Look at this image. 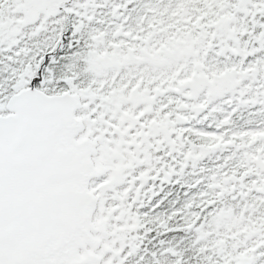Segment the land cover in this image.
I'll use <instances>...</instances> for the list:
<instances>
[{
    "label": "snow or ice",
    "instance_id": "snow-or-ice-1",
    "mask_svg": "<svg viewBox=\"0 0 264 264\" xmlns=\"http://www.w3.org/2000/svg\"><path fill=\"white\" fill-rule=\"evenodd\" d=\"M0 264H264V0H0Z\"/></svg>",
    "mask_w": 264,
    "mask_h": 264
}]
</instances>
